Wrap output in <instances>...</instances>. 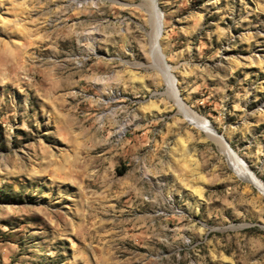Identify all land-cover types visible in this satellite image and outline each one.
<instances>
[{"label":"rangeland","instance_id":"rangeland-1","mask_svg":"<svg viewBox=\"0 0 264 264\" xmlns=\"http://www.w3.org/2000/svg\"><path fill=\"white\" fill-rule=\"evenodd\" d=\"M156 5L0 0V264H264V0Z\"/></svg>","mask_w":264,"mask_h":264},{"label":"bare ground","instance_id":"bare-ground-1","mask_svg":"<svg viewBox=\"0 0 264 264\" xmlns=\"http://www.w3.org/2000/svg\"><path fill=\"white\" fill-rule=\"evenodd\" d=\"M150 2L152 3L151 6V12H153V14L155 15V29H156V33L158 34L160 29H161V24H160V13L159 10L155 4V2L153 0H150ZM162 60V64H164L163 59ZM165 67V66H164ZM165 77H166V82L168 83V88L171 89V92L173 93V98L175 99L176 104L179 105V107L181 108V110L183 112H185L187 115H189L193 121L197 122V124H202L203 127H205V129L209 132V134L215 138L216 140H218L220 143H222V145L224 146V150L226 151V153L228 155H234V153L232 152V150L229 148L227 142L212 128L211 124L209 122H207L206 120H204L199 114H197L196 112L192 111L188 106H186V104L184 102H182V100L179 98V96L177 95V91L174 88V85L172 84V78L169 76L168 73L165 72ZM156 106V105H155ZM125 126H121L118 130V132H121L123 130ZM40 154L43 155V157L45 156H49L50 159L48 161V163H53V162H58V165H55L54 167L48 169V170H52L53 171V175H54V179L53 181H57V178H60V180H62L60 182V184H56L57 187H62V186H66L69 188L70 185H68V183L63 182V180L65 179H70L72 177H82L84 176V174L87 172V167L83 166L82 169H78L77 168V164H75L76 160H72L69 158L68 154H63L62 155V161L60 162L57 159H52L51 157L54 156V152L52 150H50V148L48 149L47 147H43L42 151L40 152ZM42 163V162H41ZM63 168V170L61 171V169ZM63 172V173H62ZM245 174H247L250 178V181H252L255 185L259 186L263 192H264V184L262 182H260L258 179H256L253 175H251L248 170H245ZM74 179V178H73Z\"/></svg>","mask_w":264,"mask_h":264},{"label":"water","instance_id":"water-1","mask_svg":"<svg viewBox=\"0 0 264 264\" xmlns=\"http://www.w3.org/2000/svg\"><path fill=\"white\" fill-rule=\"evenodd\" d=\"M154 2H155V4H156V0H153ZM157 6V5H156Z\"/></svg>","mask_w":264,"mask_h":264}]
</instances>
